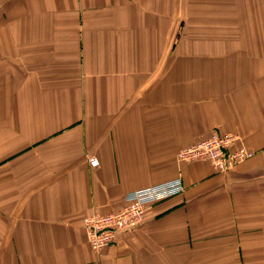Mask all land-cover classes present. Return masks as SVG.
Listing matches in <instances>:
<instances>
[{"label":"crops","instance_id":"0c3cea01","mask_svg":"<svg viewBox=\"0 0 264 264\" xmlns=\"http://www.w3.org/2000/svg\"><path fill=\"white\" fill-rule=\"evenodd\" d=\"M212 133L254 157L176 161ZM177 179L90 250L84 217ZM0 264H264V0H0Z\"/></svg>","mask_w":264,"mask_h":264},{"label":"built area","instance_id":"2783aa9c","mask_svg":"<svg viewBox=\"0 0 264 264\" xmlns=\"http://www.w3.org/2000/svg\"><path fill=\"white\" fill-rule=\"evenodd\" d=\"M238 135L212 133L198 143L180 150L176 161L181 163L208 162L217 173H226L251 160L254 152L242 145ZM90 167H98L94 158ZM183 192L179 179L126 195L124 209L117 213H93L82 220L86 241L93 253L111 246L119 234L131 233L143 222L146 210L157 203L171 199Z\"/></svg>","mask_w":264,"mask_h":264}]
</instances>
